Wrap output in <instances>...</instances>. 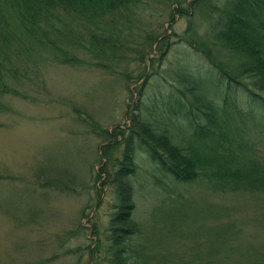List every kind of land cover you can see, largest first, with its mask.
Returning <instances> with one entry per match:
<instances>
[{"label": "trees", "instance_id": "16d2710c", "mask_svg": "<svg viewBox=\"0 0 264 264\" xmlns=\"http://www.w3.org/2000/svg\"><path fill=\"white\" fill-rule=\"evenodd\" d=\"M156 1L172 7L166 18L169 23L175 14L185 17V28L170 36L186 43L200 56L206 63L205 70L212 73L214 82L221 84L223 93L219 90L210 93V87L201 91L188 86L185 91L175 89L182 95L186 92V98L193 100V104L188 99L184 104L169 93L165 102L162 101L164 107L146 105L148 112L149 108L154 109L156 117L164 122L163 127L158 124L153 129V124L141 113V100L127 113L129 125L126 128L113 126L109 132L87 115L89 124L75 109L77 121L90 133L103 136L107 141L100 154L108 162L98 169L99 174L105 175L114 194L107 248L104 247L106 262L264 264V253L245 243L234 246L232 239L237 240L240 233L234 228V221L212 223L208 237L195 241L193 250H189L190 257L182 260L177 255L171 260L166 255L157 258L152 254V241L148 245V239H144L147 229L143 230V226L131 217L134 204L129 176L134 171L136 150L144 153L176 182L190 183L202 177L204 185L212 192L218 191L224 197L231 195L234 200L261 196L264 204V138L250 136L255 128L243 123L248 116L253 119L255 115L262 116L264 130V0ZM148 4L149 0H0V94L9 91L7 78L18 79V67L26 56L34 59L35 54L44 51L57 64L97 67L131 82L142 79L139 86L134 87L142 98L143 84L148 80L142 65L145 49L154 43L158 57H152L149 62L158 66L171 43L165 31L155 33L148 29L147 23L144 24L140 10L146 9ZM194 19L200 23V28ZM26 49L32 53H27ZM132 62L135 68L130 72L128 67ZM179 73L175 70L169 75ZM178 76L187 79L188 75L181 73ZM184 81L176 82L183 84ZM226 90H232L234 95H226ZM167 110H171V114ZM172 118L180 119L184 125L177 123L184 140L175 133H166L172 127L165 122ZM243 128L245 131L241 130ZM119 146L118 155L115 150L111 152ZM233 207L218 205L211 210L206 206L205 218L209 214L221 217ZM174 225H169V234L174 233L171 231ZM146 226L149 227V223ZM140 236L142 240H139ZM193 251H200L205 257L198 260ZM217 252H223L225 256L214 260Z\"/></svg>", "mask_w": 264, "mask_h": 264}, {"label": "rangeland", "instance_id": "374dc122", "mask_svg": "<svg viewBox=\"0 0 264 264\" xmlns=\"http://www.w3.org/2000/svg\"><path fill=\"white\" fill-rule=\"evenodd\" d=\"M171 8L168 3L149 0L147 8L140 10L148 29L155 33L165 31L171 42L158 66L149 62L158 57L154 43L145 49L142 65L148 80L143 84L142 98L136 92L142 79L125 81L96 67L57 64L44 51L29 61L24 58L18 67L20 78H7L9 91L0 94V264H107L103 251L108 242L114 194L105 175L98 173L99 167L108 162L100 154L107 141L79 123L75 109L89 124L90 117L109 132L113 126L126 128L127 113L141 100V113L153 129L158 124L163 127L164 122L156 117L154 109L149 108L148 112L146 107H164L162 101L169 93L184 104L190 100L186 92L182 95L174 89L185 91L188 86L201 91L210 87V93L222 92L221 84L214 82L200 56L170 36L172 32L180 33L186 25L185 17L176 14L171 23L167 21ZM195 24L200 28L197 20ZM134 68L132 62L128 69L133 72ZM175 70L179 75H188L187 79L181 78L186 80L183 84L176 82L180 77L169 76ZM225 93L234 95L232 90ZM190 102L193 104V100ZM167 111L171 114V110ZM248 118L243 123L255 128V133L252 130L249 135L264 138L262 116ZM176 121L179 122L172 118L165 122L172 127L166 128V133H175L184 140ZM151 128L149 131H153ZM120 148L111 152L115 150L118 155ZM133 164L134 171L129 176L134 204L131 217L143 230L147 229L144 239H148V245L152 241L155 257L166 255L173 260L178 255L185 260L195 241L205 240L209 226L217 221L235 222L234 228L240 233L237 240L232 239L234 246L245 243L264 253L261 196L250 195L242 201L231 195L224 197L207 188L202 177L190 183L176 182L138 150L134 152ZM218 205L235 207L221 217L209 214L206 219V206L213 210ZM170 224H175L172 234L168 233ZM193 252L198 260L205 257L200 251ZM224 256L225 253L217 252L214 260Z\"/></svg>", "mask_w": 264, "mask_h": 264}, {"label": "bare ground", "instance_id": "6f19581e", "mask_svg": "<svg viewBox=\"0 0 264 264\" xmlns=\"http://www.w3.org/2000/svg\"><path fill=\"white\" fill-rule=\"evenodd\" d=\"M30 46H31V45H30ZM33 47H35V45H34ZM28 48H30V49L32 50L31 47H28ZM35 48H36V47H35ZM33 49H34V48H33ZM31 50H30V51H31ZM38 50H39V47H38ZM25 51H27V53L30 52V51L27 50V49H26ZM25 51H24V52H25ZM33 52H34V50H33ZM37 52H38V51H37ZM34 53H35V52H34ZM24 54H26V53H24ZM30 54H31V53H30ZM37 54H38V53H37ZM35 55H36V54H35ZM35 55H34V57H35ZM31 56H32V55H31ZM26 57H28V56H26ZM29 57H30V56H29ZM29 57H28V58H29ZM32 57H33V56H32ZM38 57H39V55L37 56V58H38ZM40 57H41V56H40ZM40 57H39V58H40ZM35 58H36V57H35ZM32 59H33V58H32ZM185 66H187V65H185ZM205 66H206V65H205ZM96 68H97V67H96ZM93 69H94V67H93ZM202 69H203V68H202ZM96 70H97V69H96ZM98 70L100 71L101 69L98 68ZM159 70H160V69H159ZM102 71H103V70H102ZM162 71H164V70H162ZM103 72H104V71H103ZM160 72H161V70H160ZM172 72L175 73L174 71H172ZM172 72H171V73H172ZM162 73H163V72H162ZM165 73H166V72H165ZM185 73H186V72H185ZM167 74H169V73H167ZM161 75H162V74H161ZM178 75H179V74H177V76L175 75V78H176V77H179ZM199 75H200V74H199ZM199 75H197V76H199ZM201 75H203V74H201ZM109 76H110V75H109ZM159 76H160V75H159ZM162 76H165V74H163ZM162 76H161V77H162ZM169 76H170V75H169ZM171 76H172V75H171ZM155 77H156V76H155ZM167 77H168V76H167ZM182 77H183V76H182ZM182 77L180 76V79H181ZM113 78H114V77H113ZM151 78H152V77H151ZM168 78L171 79V77H168ZM183 78H184V77H183ZM116 79H119V78L116 77ZM120 79H121V78H120ZM158 79H159V77H158ZM173 79H174V78H173ZM173 79H171V80H173ZM177 79H178V78H177ZM177 79H176V80H177ZM123 80H124V79H123ZM143 80H144V79H143ZM164 80H165V79H164ZM176 80H175V81H176ZM125 81H126V80H125ZM161 81H162V80H161ZM166 81H167V78H166ZM158 82H159V81H158ZM162 82H163V81H162ZM142 83H144V82L142 81ZM148 83H149V82H148ZM148 83H147V84H148ZM163 83L166 84V82H163ZM173 83H174V82H173ZM175 84H177V83H174V86H175ZM167 85H168V84H167ZM177 85H178V84H177ZM159 87L162 88V86H160V84H159ZM170 87H171V86H170ZM170 87H169V88H170ZM175 87H176V86H175ZM147 88H148V87H147ZM154 88H155V87H154ZM157 88H158V87H157ZM172 88H174V87H172ZM176 88H177V87H176ZM133 89H134V88H133ZM145 89H146V87H145ZM147 90H148V89H146V91H147ZM161 90H162V89H161ZM170 90H171V89H170ZM174 90H175V89H174ZM134 91H135V90H134ZM171 91H172V90H171ZM136 92H137V91H136ZM155 93H156V92H155ZM156 94H157V93H156ZM138 101H139V100H138ZM129 106H130V105H129ZM130 109H131V107H130ZM128 110H129V109H128ZM179 120H180V119H179ZM179 122H180V121H179ZM182 122H183V120H182ZM176 123H178V122L176 121ZM181 124H182V123L180 122V125H181ZM175 125H176V124H175ZM180 125H179V127H181V126L184 127V125H181V126H180ZM244 126H245V125H244ZM244 126H241V127H244ZM177 127H178V126H177ZM246 128H247V127H246ZM182 129H183V128H182ZM241 130H244V131H245V128H243V129H241ZM246 130H247V129H246ZM134 159H135V157H134ZM133 198H134V197H133ZM111 215H112V214H111ZM110 217H111V216H110ZM109 231H110V230H109ZM110 233H111V232H110ZM109 236H111V235L109 234L108 237H109ZM114 237H115V236H114ZM109 238H110V237H109ZM121 239H122V238H121ZM126 239H127V238H126ZM107 240H108V239H107ZM110 240H111V239H110ZM123 241H125V240H123ZM123 241H122V242H123ZM127 241H129V238H128ZM106 242H107V241H106ZM123 243H124V242H123ZM131 243H132V242H131ZM106 244H107V243H106ZM116 244H117V243H116ZM128 244H129V243H128ZM109 245H110V244H109ZM111 245H112V244H111ZM128 246H129V245H128ZM105 247H106V246H105ZM109 247H110V246H109ZM153 247H154V246H153ZM153 247H151V249H155V247H154V248H153ZM158 247H159V246H158ZM106 248H107V247H106ZM156 250H157V249H156ZM158 250H159V249H158ZM150 251H151V250H150ZM103 252H104V251H103ZM106 252H107V250H106ZM146 252H147V251H146ZM148 252H149V249H148ZM104 253H105V252H104ZM151 255H152V254H151ZM104 256H105V255H104ZM102 258H103V256H102Z\"/></svg>", "mask_w": 264, "mask_h": 264}]
</instances>
